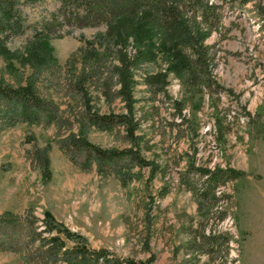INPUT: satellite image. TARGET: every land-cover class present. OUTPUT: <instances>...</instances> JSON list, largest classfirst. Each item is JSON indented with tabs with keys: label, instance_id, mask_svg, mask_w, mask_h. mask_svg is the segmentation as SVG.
Masks as SVG:
<instances>
[{
	"label": "rangeland",
	"instance_id": "1",
	"mask_svg": "<svg viewBox=\"0 0 264 264\" xmlns=\"http://www.w3.org/2000/svg\"><path fill=\"white\" fill-rule=\"evenodd\" d=\"M111 1L0 0L19 117L0 132V212L47 210L150 264H264V0Z\"/></svg>",
	"mask_w": 264,
	"mask_h": 264
},
{
	"label": "trees",
	"instance_id": "2",
	"mask_svg": "<svg viewBox=\"0 0 264 264\" xmlns=\"http://www.w3.org/2000/svg\"><path fill=\"white\" fill-rule=\"evenodd\" d=\"M145 0H112L113 8L135 12ZM19 121L18 113L10 99L0 90V132L14 126ZM31 157L42 170H46L48 159L46 147H35ZM219 178L207 181V187L212 190ZM38 216L32 211L19 215L9 210L0 212V251H15L22 253L25 261L36 264H150L149 259L134 256H120L106 247H91L86 238L71 231L60 223L49 211H44L40 224L36 223ZM60 233L73 240L72 245H66ZM210 246L221 244L228 240L222 234H202ZM221 237L223 239H221ZM209 239V240H208ZM209 250L207 249V252Z\"/></svg>",
	"mask_w": 264,
	"mask_h": 264
}]
</instances>
